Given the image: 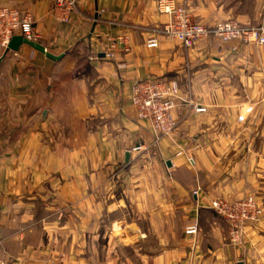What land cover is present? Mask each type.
<instances>
[{
  "label": "crops",
  "instance_id": "obj_1",
  "mask_svg": "<svg viewBox=\"0 0 264 264\" xmlns=\"http://www.w3.org/2000/svg\"><path fill=\"white\" fill-rule=\"evenodd\" d=\"M173 1L194 22L264 26V0ZM156 3L78 0L62 22L50 0H0L59 57L0 58V264H264V44L185 47ZM147 79L179 87L158 138L130 101ZM247 195L262 216L231 245L210 203Z\"/></svg>",
  "mask_w": 264,
  "mask_h": 264
},
{
  "label": "built area",
  "instance_id": "obj_2",
  "mask_svg": "<svg viewBox=\"0 0 264 264\" xmlns=\"http://www.w3.org/2000/svg\"><path fill=\"white\" fill-rule=\"evenodd\" d=\"M55 18L68 22L75 12L78 0H50ZM157 10L169 16L160 33L170 39H176L185 47H191L197 41L215 37L222 42L238 41L240 43L264 44V26L241 25L232 20L219 21L214 25H205L191 20L183 6L173 0H157ZM22 36L35 41L33 19L29 13H22L16 8L0 6V58L5 54L10 40L14 36ZM123 38L111 40L103 52L104 57L112 59L118 49L117 42ZM146 47L158 46L155 35L146 41ZM179 87L175 81L147 79L136 82L131 91V104L135 108L136 118L148 121L155 138L170 134L175 128L172 114L176 106ZM195 111H204V107H194ZM141 146L133 150H140ZM194 191L193 194H196ZM211 208L219 216L227 228L228 241L231 245H239L243 241L244 229L247 225L257 223L262 216V209L256 198L247 195L232 201L215 199ZM197 233L196 224L185 227L186 235Z\"/></svg>",
  "mask_w": 264,
  "mask_h": 264
},
{
  "label": "water",
  "instance_id": "obj_3",
  "mask_svg": "<svg viewBox=\"0 0 264 264\" xmlns=\"http://www.w3.org/2000/svg\"><path fill=\"white\" fill-rule=\"evenodd\" d=\"M21 44H27V45H30L31 47L35 48L36 50L38 51H41L43 52L47 57H49L50 59H55V58H59V57H56L48 52H46L45 48L42 47L39 43L35 42V41H31V40H27L26 38L18 35V36H14L9 44H8V47L6 49V52H8L9 50H13V51H16L18 50L19 46ZM5 52V53H6ZM129 157V152L127 151L126 154H125V160H127V158ZM239 264H242V263H239Z\"/></svg>",
  "mask_w": 264,
  "mask_h": 264
}]
</instances>
